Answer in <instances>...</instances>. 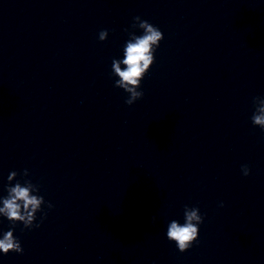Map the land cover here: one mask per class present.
Returning <instances> with one entry per match:
<instances>
[{"label":"clouds","instance_id":"clouds-1","mask_svg":"<svg viewBox=\"0 0 264 264\" xmlns=\"http://www.w3.org/2000/svg\"><path fill=\"white\" fill-rule=\"evenodd\" d=\"M139 28L142 30L141 35L134 31ZM133 31L128 32L129 39L126 41L123 49L122 59H113L111 65V74L118 77L115 80V87L123 89L128 94L125 103L133 105L137 100L143 98L144 93L140 90L141 81L149 71L155 60V52L163 40V33L157 27L147 20H142L139 16L133 18ZM108 37V30L104 29L99 32V40L105 41ZM254 112L251 116L253 126L259 127L264 131V97L253 98ZM241 171L244 176L250 174L248 165H242ZM18 175L24 179L16 180ZM27 169L22 174L12 171L8 175L9 184L6 186L7 196L0 197V217H5L12 224H23L25 229L39 228L43 220L47 218V212L44 206L51 210L54 205L46 202L42 195H39L40 186L34 184L30 179ZM16 180L13 185L11 182ZM223 207V203L220 204ZM37 213H41L40 223H35ZM184 222L171 220L168 223L166 237L169 241L175 242L178 250L183 253L192 247L197 241L199 226L204 222L198 207L184 206ZM152 223L157 222L156 216L151 218ZM14 227L6 231L0 238V252L7 255L9 252L23 254L24 249L20 240L14 236Z\"/></svg>","mask_w":264,"mask_h":264}]
</instances>
